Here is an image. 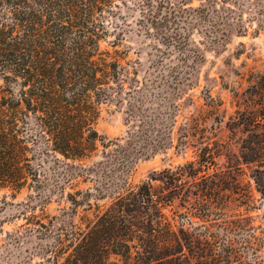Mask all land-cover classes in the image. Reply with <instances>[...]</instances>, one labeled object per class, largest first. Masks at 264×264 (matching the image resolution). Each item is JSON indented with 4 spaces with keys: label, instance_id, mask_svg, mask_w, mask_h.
<instances>
[{
    "label": "trees",
    "instance_id": "16d2710c",
    "mask_svg": "<svg viewBox=\"0 0 264 264\" xmlns=\"http://www.w3.org/2000/svg\"><path fill=\"white\" fill-rule=\"evenodd\" d=\"M117 1L0 0V189L12 196L39 191L48 160L71 178L90 170L80 164L98 145L109 165L129 155V138L96 128L99 105L125 90L117 50L101 48ZM247 80L243 108L226 123L240 133L239 152L225 154L223 168L206 127L191 124L195 110L179 146L193 147L196 159L117 191L83 228L73 218L38 222L52 237L38 264H264V226L250 214L252 191L264 204V68ZM231 199L245 211H230Z\"/></svg>",
    "mask_w": 264,
    "mask_h": 264
},
{
    "label": "rangeland",
    "instance_id": "374dc122",
    "mask_svg": "<svg viewBox=\"0 0 264 264\" xmlns=\"http://www.w3.org/2000/svg\"><path fill=\"white\" fill-rule=\"evenodd\" d=\"M117 2L118 12L108 18L113 31L101 48L117 50L125 90L99 105L96 128L117 142L129 138V155L109 165L98 145L80 164L90 170L79 176L70 178L62 165L48 160L39 191L24 188L12 196L0 189V264L42 261V248L52 237L39 234L38 222L53 227L73 218L83 228L117 191L196 159L193 147L179 146L182 125L195 110L191 124L206 127V142L221 153L217 166L223 168L225 154L239 152L240 133L226 123L243 108L249 72L264 68V0ZM243 179L252 184L247 175ZM250 198L254 224L264 226L261 197L252 191ZM226 206L244 212L246 205L231 199Z\"/></svg>",
    "mask_w": 264,
    "mask_h": 264
}]
</instances>
